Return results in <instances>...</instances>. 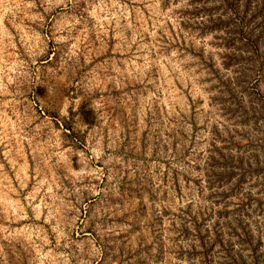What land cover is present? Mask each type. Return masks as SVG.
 <instances>
[{"label":"rangeland","instance_id":"rangeland-1","mask_svg":"<svg viewBox=\"0 0 264 264\" xmlns=\"http://www.w3.org/2000/svg\"><path fill=\"white\" fill-rule=\"evenodd\" d=\"M0 264H264V0H0Z\"/></svg>","mask_w":264,"mask_h":264}]
</instances>
